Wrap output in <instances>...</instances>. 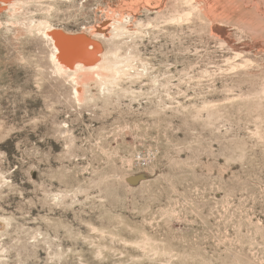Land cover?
Wrapping results in <instances>:
<instances>
[{
	"label": "rangeland",
	"instance_id": "374dc122",
	"mask_svg": "<svg viewBox=\"0 0 264 264\" xmlns=\"http://www.w3.org/2000/svg\"><path fill=\"white\" fill-rule=\"evenodd\" d=\"M0 264H264V0H0Z\"/></svg>",
	"mask_w": 264,
	"mask_h": 264
},
{
	"label": "bare ground",
	"instance_id": "6f19581e",
	"mask_svg": "<svg viewBox=\"0 0 264 264\" xmlns=\"http://www.w3.org/2000/svg\"><path fill=\"white\" fill-rule=\"evenodd\" d=\"M59 42V41H58ZM58 46V48H59V51L60 52H62V53H64L65 52V50H64V47H63V44L62 43H58L57 45H56V47ZM56 50H58L57 48H56ZM58 52V51H57Z\"/></svg>",
	"mask_w": 264,
	"mask_h": 264
}]
</instances>
